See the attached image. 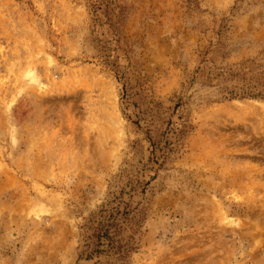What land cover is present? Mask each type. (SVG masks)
Returning <instances> with one entry per match:
<instances>
[{
    "label": "rangeland",
    "instance_id": "rangeland-1",
    "mask_svg": "<svg viewBox=\"0 0 264 264\" xmlns=\"http://www.w3.org/2000/svg\"><path fill=\"white\" fill-rule=\"evenodd\" d=\"M248 92L264 0H0V264H264Z\"/></svg>",
    "mask_w": 264,
    "mask_h": 264
},
{
    "label": "trees",
    "instance_id": "trees-1",
    "mask_svg": "<svg viewBox=\"0 0 264 264\" xmlns=\"http://www.w3.org/2000/svg\"><path fill=\"white\" fill-rule=\"evenodd\" d=\"M260 94H254V92H248V94H246V97H250V98H258L260 97L261 99H264V96H259ZM244 98V97H243Z\"/></svg>",
    "mask_w": 264,
    "mask_h": 264
}]
</instances>
